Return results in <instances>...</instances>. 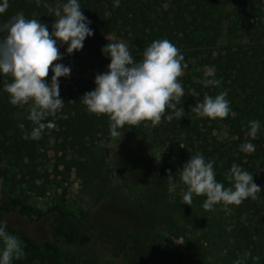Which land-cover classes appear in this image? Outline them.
<instances>
[{
    "label": "trees",
    "instance_id": "trees-1",
    "mask_svg": "<svg viewBox=\"0 0 264 264\" xmlns=\"http://www.w3.org/2000/svg\"><path fill=\"white\" fill-rule=\"evenodd\" d=\"M225 1L152 0L149 4L143 0H0V41L15 48L17 36L27 29L62 25L68 28L76 52H90L98 35L113 32L117 38L132 41L157 83L162 82L169 67L209 70L210 82L203 87V93L195 94L194 89L185 87L181 96L183 105L190 104L192 110L188 134L198 139L192 174L184 178L182 193H174V199L169 201L168 188L174 183V176L162 162L150 179L139 211L147 228L161 224L175 231L180 220L182 226L199 230L214 250H222L220 258L225 263L264 264V245L256 232L264 224V213L257 212L258 201L264 202L260 176L264 163V114L258 112V104L264 98V23H259L264 0H255L244 11L247 42L206 47L209 24L204 16L208 11L199 13L196 7L204 3L208 8L222 9ZM88 66L93 87L95 80L108 79L109 69L102 60L89 61ZM7 68V61L0 58L2 152L31 157L36 145L46 142L48 135L54 141L59 139L56 143L60 147L75 154L71 165L87 189L93 190L94 200L108 195L109 169L103 155L107 144L96 146L93 139L111 123V117L106 105L86 97L93 88L83 86V97L45 95L28 63L17 65L20 79L16 84L3 81L7 75L2 70ZM213 111L221 116L234 138L232 144L223 148L205 139L213 128L208 116ZM129 127L132 134H140L137 123H130ZM119 159L120 164L134 168L146 164L137 151L126 152ZM190 177L192 185L186 184ZM231 202L256 216L252 225H244L237 218L235 225L225 227L212 206L227 208ZM7 214L45 223L48 239L36 240L24 228L12 226L5 220ZM92 234L93 226L85 211L74 213L61 203L40 210L17 195H0V264H101L95 259H83L78 253ZM147 238L124 235L117 241L143 246ZM8 242L15 243L14 248L6 249ZM164 252L176 258L175 264H183L178 253Z\"/></svg>",
    "mask_w": 264,
    "mask_h": 264
},
{
    "label": "rangeland",
    "instance_id": "rangeland-1",
    "mask_svg": "<svg viewBox=\"0 0 264 264\" xmlns=\"http://www.w3.org/2000/svg\"><path fill=\"white\" fill-rule=\"evenodd\" d=\"M144 2L153 3L152 0ZM254 2L226 0L222 9H211L204 3L198 5L197 12L208 11L207 17L204 16L209 24L205 46L215 49L247 42L244 11ZM259 23H264V12L260 14ZM0 58L8 63V68L2 70L7 75L3 81L16 84L20 79L17 65L28 63L45 95L83 97L82 87L91 86L93 92L86 97L91 102L106 105L111 117V123L102 127L93 139L96 146L107 144L103 155L109 169L108 195L94 200L93 190L87 189L71 165L76 157L73 151L60 147L56 143L59 139L54 141L49 135L46 142L36 145L31 157L3 153L0 139V195H17L40 210L61 203L74 213L85 211L93 234L91 240L78 249L83 259H95L101 264H175L176 258L164 252L171 250L180 255L183 264H235L222 261V250H214L203 240L199 230L182 226L180 220L177 221L179 229L175 231L161 224L145 227L138 207L162 162L174 176V183L168 188L169 201L174 199V193H182L184 178L192 174L198 139L188 134L192 110L190 104L183 105L181 96L185 87L194 89L195 94L203 93V87L210 82L209 70L202 71L197 66L186 70L169 67L162 82L157 83L146 59L132 41L117 38L113 32L103 33L95 38L92 51L76 52L68 28L47 24L18 35L15 48L0 41ZM97 59L109 69L108 79L95 80L93 87L89 82L88 63ZM258 107V112L264 114V98ZM208 116L213 128L205 136L206 141L220 148L232 144L234 138L221 116L216 111L208 112ZM22 117L23 113L18 114L19 121ZM130 123H137L139 135L130 132ZM131 151H137L145 160L144 167L120 164L119 157ZM260 176L264 183V163ZM186 184H193L191 177ZM257 209L258 215L264 213L263 201H258ZM212 210L220 215L226 228L235 225L237 218L244 225H252L256 219L251 211L239 210L236 202H231L227 208L214 205ZM5 220L12 226L24 228L36 240L49 237L43 222H29L14 214H7ZM256 232L264 245V224ZM124 235L148 238L143 246L121 244L117 239ZM14 246L13 242L5 244L6 249Z\"/></svg>",
    "mask_w": 264,
    "mask_h": 264
}]
</instances>
